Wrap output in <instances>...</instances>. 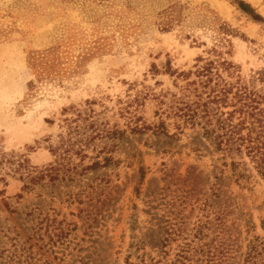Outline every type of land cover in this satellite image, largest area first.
<instances>
[{
	"label": "rangeland",
	"instance_id": "obj_1",
	"mask_svg": "<svg viewBox=\"0 0 264 264\" xmlns=\"http://www.w3.org/2000/svg\"><path fill=\"white\" fill-rule=\"evenodd\" d=\"M219 23L233 65L204 88ZM51 48L60 78L37 82L28 57ZM260 71L264 22L234 0H0V264H241L264 180L200 125L177 133L171 106L232 85L228 112L240 84L264 93ZM160 113L167 134L131 130Z\"/></svg>",
	"mask_w": 264,
	"mask_h": 264
},
{
	"label": "trees",
	"instance_id": "obj_2",
	"mask_svg": "<svg viewBox=\"0 0 264 264\" xmlns=\"http://www.w3.org/2000/svg\"><path fill=\"white\" fill-rule=\"evenodd\" d=\"M234 3L251 19L264 22L249 3L242 0H234ZM172 19V16H169V22H166L162 26V29L170 28V21ZM216 33L220 35L218 44L217 46L213 45L209 49L216 59L208 60L200 68L196 69L199 76L203 75L207 78L206 83L202 84L204 88L213 79L215 80L214 85L217 86L218 79H222L221 72H228L233 65L220 55L223 51L217 47L227 48L230 40L226 36L235 34V30L230 28L226 23H219L216 27ZM93 48L99 50V47L93 46L87 49V51L78 54L71 69L77 70V73L80 72L86 54H93ZM54 50L51 48L47 52H35L29 55L28 61L34 69L37 82L50 80L52 77L56 79L60 78V72L53 69L56 65ZM226 50L224 52L229 53V49ZM216 60L217 62H215ZM258 77L263 80L264 72L260 71ZM199 82L201 83V81ZM195 83L192 80L189 85ZM27 85L30 88L34 86V83L29 81ZM215 86L206 94V99L202 98L200 92L196 94L197 98L195 100L178 102L180 105L171 106L174 129L177 132V130H182V126L200 125L202 134L209 136L210 139L212 138L216 148L222 149L227 153L236 151L244 154L252 164L256 174L264 180V93L248 88L246 84H240L235 89L231 98L234 103L233 109L228 112L221 111L217 114L220 108L227 105L226 99L232 85H230V88L222 87L221 89H216ZM162 113L159 114L156 123L139 126L135 124L131 127V130L142 132L145 129H150L156 133L167 134L170 122H167L166 119H169L170 115L165 114L162 117ZM223 114H226L225 117H222ZM234 115H237L238 119L235 123L232 122ZM18 165L20 166L21 164ZM33 179L34 177L32 176L30 180ZM221 263L222 261L219 264ZM173 264L184 263L181 260H176ZM224 264L227 263L225 262ZM241 264H264V242H261L258 238L249 242Z\"/></svg>",
	"mask_w": 264,
	"mask_h": 264
}]
</instances>
